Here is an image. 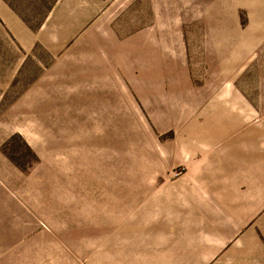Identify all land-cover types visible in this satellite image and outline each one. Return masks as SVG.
I'll use <instances>...</instances> for the list:
<instances>
[{
	"label": "rangeland",
	"instance_id": "rangeland-1",
	"mask_svg": "<svg viewBox=\"0 0 264 264\" xmlns=\"http://www.w3.org/2000/svg\"><path fill=\"white\" fill-rule=\"evenodd\" d=\"M58 2L0 0V264H256L198 194L264 142V0Z\"/></svg>",
	"mask_w": 264,
	"mask_h": 264
},
{
	"label": "crops",
	"instance_id": "crops-1",
	"mask_svg": "<svg viewBox=\"0 0 264 264\" xmlns=\"http://www.w3.org/2000/svg\"><path fill=\"white\" fill-rule=\"evenodd\" d=\"M236 154L238 157L223 162L222 167L217 163L209 175L201 178L198 201L202 218L205 214V220L218 228L207 233V241L215 243L218 251L247 232L251 236V249L256 251V264H264V142L241 146ZM212 250L214 253L215 249ZM243 252L235 259H242L245 248ZM209 255L204 254L202 248L185 253L187 258ZM238 262L230 264H241Z\"/></svg>",
	"mask_w": 264,
	"mask_h": 264
}]
</instances>
